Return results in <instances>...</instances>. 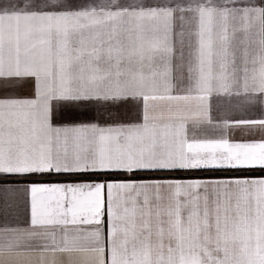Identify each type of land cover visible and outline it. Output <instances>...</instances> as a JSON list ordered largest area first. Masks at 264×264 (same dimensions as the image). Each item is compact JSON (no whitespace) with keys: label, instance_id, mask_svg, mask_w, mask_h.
<instances>
[{"label":"snow or ice","instance_id":"1","mask_svg":"<svg viewBox=\"0 0 264 264\" xmlns=\"http://www.w3.org/2000/svg\"><path fill=\"white\" fill-rule=\"evenodd\" d=\"M11 79H31L34 98L0 99V174L264 168V140L197 135L213 125V97L264 105V0H0V80ZM125 101L139 103L142 123L53 125L57 106ZM222 127L264 131V113ZM27 192L29 226L0 229V256L264 264V179L117 178Z\"/></svg>","mask_w":264,"mask_h":264},{"label":"crops","instance_id":"2","mask_svg":"<svg viewBox=\"0 0 264 264\" xmlns=\"http://www.w3.org/2000/svg\"><path fill=\"white\" fill-rule=\"evenodd\" d=\"M223 2V0H221ZM194 25L186 26V31ZM193 45H194V38ZM188 37L185 38V63L189 59ZM180 45L177 44V54ZM34 98L33 81L31 79L0 80V99ZM244 97H232L230 100L213 97L211 111L213 125L201 126L197 133L199 138L219 139L227 136L233 142H259L264 140V131L245 127L224 129L223 121L230 123L238 119L261 118L264 105L248 104ZM142 123L140 105L136 101H125L114 104L110 108L95 102L78 105L57 106L54 111L55 127H71L98 125L100 127L130 126ZM216 125H221L217 127ZM191 134V133H190ZM133 179L141 181H228L235 179H264V168L244 169H199V170H139L135 173H124L116 177L104 173L57 174L55 172L29 175L0 174V229L27 228L30 221V196L27 189L32 184H83L108 182L112 179ZM107 221V217H105ZM106 230V226H105ZM59 257L48 256L46 264H59ZM0 264H40L38 255H4L0 256Z\"/></svg>","mask_w":264,"mask_h":264},{"label":"rangeland","instance_id":"3","mask_svg":"<svg viewBox=\"0 0 264 264\" xmlns=\"http://www.w3.org/2000/svg\"><path fill=\"white\" fill-rule=\"evenodd\" d=\"M81 2L91 4L93 2H101V0H81ZM152 2H155V0H152ZM160 2H164V0H160Z\"/></svg>","mask_w":264,"mask_h":264}]
</instances>
